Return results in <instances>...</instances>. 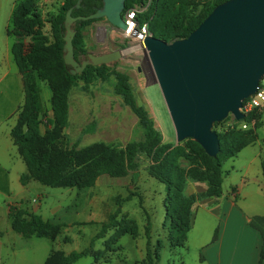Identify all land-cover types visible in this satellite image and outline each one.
Segmentation results:
<instances>
[{"label":"trees","instance_id":"16d2710c","mask_svg":"<svg viewBox=\"0 0 264 264\" xmlns=\"http://www.w3.org/2000/svg\"><path fill=\"white\" fill-rule=\"evenodd\" d=\"M39 0H23L16 4L12 14V26L8 33L13 35L15 43L12 51L15 62L22 74L24 86V102L19 108L15 124L10 135L17 151L25 163L26 171L19 181L26 185L34 180L42 186L49 187H92L101 175L111 177H124L132 171V181L138 178L137 156L141 153L150 159L148 173L164 184V220L168 221L167 239L171 248L181 247L187 239V233L192 224V205L194 196L182 194L185 177L206 181L208 187L205 195L218 198L222 194L221 183L223 178L222 164L229 158L235 157L238 152L255 139V129L259 123L249 129L232 130L226 135L217 133L220 149L216 156H208L201 146L188 139V152L182 153L190 161L188 168H182L177 162L179 147H172L162 142L160 131L155 128L147 111L138 104L129 77L118 70H110L106 65H87L80 74L69 73V67L62 58L63 46V20L66 11L73 7V16H86L101 6V0H82L79 7H74L77 0H65L59 13L53 21V37L49 38L39 29L42 19L37 11ZM146 0H126L124 11L129 10L132 4H144ZM225 0H174L173 8L166 14L159 12L156 20L151 23L154 37L174 41L181 39L193 31L207 16L212 8ZM162 0H154L153 11L162 10ZM161 4V5H160ZM149 14L136 15L140 24L148 20ZM100 19V18H99ZM98 19L76 20L75 35L72 40L74 57L85 54L84 38L81 25L88 24ZM144 20V21H143ZM161 21V22H160ZM149 30V28H148ZM29 42L25 45V39ZM113 75L115 82L113 92L122 98L124 104L138 118L144 129V137L138 141H130L124 146L108 144L103 141L69 148L61 146L63 129L68 124V90L82 80L87 86L93 78L105 81ZM38 81H43L51 90V117L46 120V129L41 132V117L45 114L41 102ZM263 111H253L245 117L250 122ZM217 123H214V125ZM264 178V157L261 162ZM134 193L129 192L125 197L117 198V208L108 215V220L101 223L100 230L94 235L93 240L104 237L108 229L116 227L117 216L121 211V202L131 200ZM8 217L11 228L23 238L31 236L47 237L51 240L58 234L65 223H55L44 219L40 214L30 212L18 204H10ZM147 222L144 227L146 238L145 257L143 264H156L159 260V251L162 241L156 240L151 249V222L146 214ZM264 217L255 216L249 225L259 229L262 245L259 262L264 260ZM127 230H117L112 238L126 234ZM134 236L135 232L130 233ZM216 238V232L214 235ZM111 240L106 241L104 250H94L92 247L65 253L61 250H51L43 264H73L78 259L91 256L95 261L102 258L108 250ZM109 259L105 260L108 262Z\"/></svg>","mask_w":264,"mask_h":264},{"label":"rangeland","instance_id":"374dc122","mask_svg":"<svg viewBox=\"0 0 264 264\" xmlns=\"http://www.w3.org/2000/svg\"><path fill=\"white\" fill-rule=\"evenodd\" d=\"M173 1L162 0L163 8L157 11H153L154 0H146L144 4L134 3L130 9L138 10V15L149 14L145 23H147L151 36H154L151 23L154 19L156 20L159 12L162 11L164 15L170 11L173 8ZM194 1L203 3L205 0ZM64 2L65 0L38 1L37 11L42 19L39 29L49 38L53 37L52 24ZM138 19L141 20V17ZM75 25L76 21L72 27L74 28ZM81 32L86 52L79 55L78 60L85 58L87 53L98 55L116 49L121 50V57L106 66L110 70H118L128 75L138 104L147 111L155 128L160 131L162 142L170 144L172 147H179L180 156L177 157V162L180 167L188 168L190 161L181 154L182 150L185 153L188 152V139L181 142L176 141L174 128L156 83L153 69L141 44L133 38L124 36L121 29L110 24L105 18L81 25ZM24 42L27 45L29 37ZM167 42L172 41L167 40ZM114 82L113 75L105 81L93 78L87 86L82 80H78L76 85L68 90V124L63 129L61 140L63 148L73 145L82 147L97 141L124 146L130 141L143 139V127L129 107L124 104L122 98L114 94ZM38 86L45 111L41 117L40 125L41 132H44L45 122L51 117V90L43 81H38ZM230 116L213 125V129L222 135H226L232 130H238L239 128L229 124ZM250 122L252 126L257 123L259 126L255 129L254 141L242 149L252 146L259 137L263 136L264 110L263 114H258ZM262 139L264 145V137ZM137 160L138 178L135 183L132 181V171H129L124 177L101 175L97 178L94 186L84 188L42 186L31 180L32 186L28 191V197L23 200L21 206L30 212L40 214L44 219L66 224L60 228L53 240L47 237H32L33 243L36 242L38 264L44 262L46 254L51 250H61L65 253L73 250L81 251L90 247L94 250H104L105 243L109 240L111 242L108 250L105 251L102 258L95 261L93 257L85 256L73 264H143L142 260L137 262L139 259L137 246L138 243L144 244V240H146L144 236L146 214L151 222V249L154 248L156 240L162 241L159 260L156 264L195 263L198 254L194 255L191 247L187 249L170 247L167 239L168 221L164 220L166 194L164 184L149 175L150 159L145 154H139ZM223 164L222 171L224 173L226 165L225 162ZM255 169L257 170V167ZM207 187L206 181L186 176L182 194L194 196L193 205L199 204L210 198L205 195ZM129 192L134 195L131 200L121 202V211L117 216L116 227L108 229L104 237L93 240L94 235L100 230L101 223L106 222L108 215L116 210L117 198L125 197ZM194 214L192 212V215ZM117 230H127L128 232L113 239L112 236L117 234ZM132 231L135 232L134 236L130 234ZM33 256H35L34 248ZM107 259L109 261L105 262Z\"/></svg>","mask_w":264,"mask_h":264},{"label":"water","instance_id":"95a60500","mask_svg":"<svg viewBox=\"0 0 264 264\" xmlns=\"http://www.w3.org/2000/svg\"><path fill=\"white\" fill-rule=\"evenodd\" d=\"M125 1L101 0V6L86 16H73V7L66 11L62 58L69 73L80 74L87 65H107L121 57V50L116 49L98 55L87 53L77 60L72 25L76 20L105 18L124 30ZM140 44L153 69L176 141L192 139L208 156H216L220 141L214 123L229 115L243 119L242 102L255 92L264 75V0H225L188 36L172 42L146 36Z\"/></svg>","mask_w":264,"mask_h":264},{"label":"crops","instance_id":"0c3cea01","mask_svg":"<svg viewBox=\"0 0 264 264\" xmlns=\"http://www.w3.org/2000/svg\"><path fill=\"white\" fill-rule=\"evenodd\" d=\"M20 1L0 0V264H38L36 242L32 240L36 236L18 235L8 217L9 205L21 206L32 186V181L24 186L19 181L26 166L10 135L24 102L22 74L12 51L15 38L8 33L13 10ZM263 137L225 161L220 197L193 205L195 214L181 248L191 247L194 255L198 254L194 264H258L262 237L249 221L264 217ZM144 241L138 243L137 262L145 257Z\"/></svg>","mask_w":264,"mask_h":264},{"label":"built area","instance_id":"2783aa9c","mask_svg":"<svg viewBox=\"0 0 264 264\" xmlns=\"http://www.w3.org/2000/svg\"><path fill=\"white\" fill-rule=\"evenodd\" d=\"M138 12V10L130 9L122 13V18L126 24V28L121 31L124 36L133 38L137 42L141 43L146 36H151V34L148 30L147 23L140 24L137 21L136 15ZM261 110H264V75H262L259 79L255 92L242 102L240 111L244 114V118L236 120L231 115L229 117V124L240 129H249L252 125L251 122L245 120V117L253 111Z\"/></svg>","mask_w":264,"mask_h":264}]
</instances>
